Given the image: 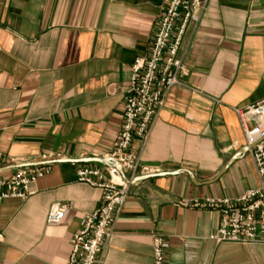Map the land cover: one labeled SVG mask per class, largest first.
I'll return each instance as SVG.
<instances>
[{"label":"crops","instance_id":"obj_1","mask_svg":"<svg viewBox=\"0 0 264 264\" xmlns=\"http://www.w3.org/2000/svg\"><path fill=\"white\" fill-rule=\"evenodd\" d=\"M165 2L0 0V178L49 168L35 195L0 203V264H67L73 236L102 205L77 172L105 167L94 161L112 153L131 66L149 51ZM180 58L187 87L167 94L133 143L150 173L129 183L99 264H153V235L169 244L167 264H264V246L216 243L220 216L181 205L258 184L236 110L264 101V0L209 1ZM57 203L69 211L50 226Z\"/></svg>","mask_w":264,"mask_h":264},{"label":"built area","instance_id":"obj_2","mask_svg":"<svg viewBox=\"0 0 264 264\" xmlns=\"http://www.w3.org/2000/svg\"><path fill=\"white\" fill-rule=\"evenodd\" d=\"M211 0H166L147 54L135 59L124 91L122 127L109 159L120 166H86L77 172L78 181L102 192V205L86 216L72 238L67 264H99L103 248L113 236L117 219L129 195V182L149 174L133 151L136 139L145 140L153 122L165 105L167 94L175 87H187L189 74L180 58V49L190 27L200 23ZM245 136L246 148L255 168L258 184L238 198H205L181 202L184 208L207 209L220 216L210 240L242 246H264V101L236 110ZM252 124V126H250ZM6 159L0 154V169ZM49 173L44 165L22 166L10 178H0V203L9 199L25 201L36 193L37 182ZM69 208L53 204L47 224L59 225ZM2 237L0 236V241ZM153 264H167L168 242L152 236Z\"/></svg>","mask_w":264,"mask_h":264},{"label":"water","instance_id":"obj_3","mask_svg":"<svg viewBox=\"0 0 264 264\" xmlns=\"http://www.w3.org/2000/svg\"><path fill=\"white\" fill-rule=\"evenodd\" d=\"M246 152H248L247 148H246ZM94 162L103 164L104 166H107V167H112L114 169L120 170V166L116 162H114L113 160H111L109 158L97 159ZM141 180H143V178H137V179L129 182V180L126 177H124V181L127 183H136V182L141 181Z\"/></svg>","mask_w":264,"mask_h":264}]
</instances>
